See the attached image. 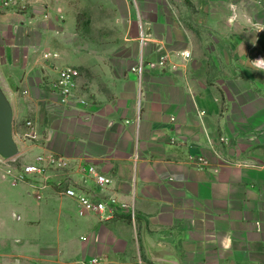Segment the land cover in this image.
Masks as SVG:
<instances>
[{"label":"crops","instance_id":"obj_1","mask_svg":"<svg viewBox=\"0 0 264 264\" xmlns=\"http://www.w3.org/2000/svg\"><path fill=\"white\" fill-rule=\"evenodd\" d=\"M20 2L56 24L70 15L71 32L84 12L89 37L70 60L33 58L26 13L0 0V85L14 135L70 163L46 173L42 202L0 165V264H138L146 251L179 264H264V72L253 67L264 58V0H199L186 24L167 0ZM64 66L80 71L85 105L66 108L52 94ZM86 164L111 179L102 195L126 203L133 220L120 208L81 216L58 194L56 184L100 196L78 169Z\"/></svg>","mask_w":264,"mask_h":264},{"label":"built area","instance_id":"obj_2","mask_svg":"<svg viewBox=\"0 0 264 264\" xmlns=\"http://www.w3.org/2000/svg\"><path fill=\"white\" fill-rule=\"evenodd\" d=\"M47 56L48 55H44V57ZM181 56L189 58L190 54L186 51H182ZM161 60L163 61L164 59L162 58ZM56 72V78L51 83V92L55 95L58 104L66 108L72 107L76 103L85 105V101L77 96L80 71L76 67L64 66L57 69ZM23 126L26 129V139L35 140L37 136L33 131V122L31 120H25ZM14 162L15 158L0 162V165L4 166V176L13 183H28L37 199L41 198L39 191L41 187H44L43 180L45 179L46 173L48 171L60 172L68 169L70 165L66 157L50 151H44L35 155L32 161L20 165L19 167L16 166ZM78 169L82 175L87 176L94 182L100 191V196L95 193L80 194L73 187H61L60 184H56V187L59 188V195L76 200L79 215H98L102 219L111 218L113 217L114 209L120 208L125 210L128 209L130 218L132 220L134 219V212L126 203L121 202L115 196L102 195L111 184V179L109 177L101 174L92 164L81 165ZM84 262L85 264H109L106 259L97 256L91 257ZM138 264L155 263L150 261L144 263L139 259Z\"/></svg>","mask_w":264,"mask_h":264},{"label":"rangeland","instance_id":"obj_3","mask_svg":"<svg viewBox=\"0 0 264 264\" xmlns=\"http://www.w3.org/2000/svg\"><path fill=\"white\" fill-rule=\"evenodd\" d=\"M9 2V8H11L14 12L18 14L26 13V43H28L31 47V55L33 54L31 57L33 58L38 59L42 57L44 60H49L51 58L62 57V59L70 60L73 58V55L77 56L80 48L79 37H81V41L84 42L89 37L88 22L84 12H77L75 15V31L71 32L70 29L67 31L65 30L67 28L64 27V23L70 21V15H68L67 19H62L63 25L56 24L55 19L50 14L51 12L49 10H45V8L40 10L39 8L41 6L32 9V7L28 6V2H26V4L21 3L20 0H9ZM167 2L173 7V10L177 14H180L179 19L177 20H179L182 24L187 23L182 18L183 14L190 13V11H196L199 8V0H167ZM69 4L76 8V1ZM5 5L6 4L4 3L3 7H5ZM190 21L192 22V20ZM44 55L48 56L44 57ZM27 116L28 114L21 117L22 125ZM23 146L26 148L27 152L26 159L21 156L23 152L15 157L14 163L18 167L28 162V160L36 154V152L29 150L27 146ZM27 191L30 192L31 197L36 200L33 190L28 189ZM39 193L42 198L36 201L42 202L47 200L46 194L43 191H39Z\"/></svg>","mask_w":264,"mask_h":264},{"label":"water","instance_id":"obj_4","mask_svg":"<svg viewBox=\"0 0 264 264\" xmlns=\"http://www.w3.org/2000/svg\"><path fill=\"white\" fill-rule=\"evenodd\" d=\"M14 109L11 99L0 85V162L14 159L25 151L23 144L14 135ZM146 259L156 264H179L177 259L159 256L146 251Z\"/></svg>","mask_w":264,"mask_h":264},{"label":"clouds","instance_id":"obj_5","mask_svg":"<svg viewBox=\"0 0 264 264\" xmlns=\"http://www.w3.org/2000/svg\"><path fill=\"white\" fill-rule=\"evenodd\" d=\"M253 67L257 71L264 72V58L253 61Z\"/></svg>","mask_w":264,"mask_h":264}]
</instances>
